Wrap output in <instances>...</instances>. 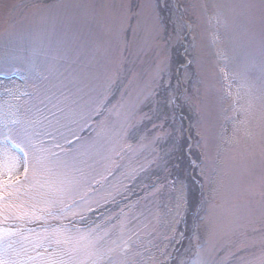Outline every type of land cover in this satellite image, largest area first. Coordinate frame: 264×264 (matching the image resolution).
Segmentation results:
<instances>
[{
  "label": "rangeland",
  "instance_id": "rangeland-1",
  "mask_svg": "<svg viewBox=\"0 0 264 264\" xmlns=\"http://www.w3.org/2000/svg\"><path fill=\"white\" fill-rule=\"evenodd\" d=\"M172 4L0 0V264H264V0Z\"/></svg>",
  "mask_w": 264,
  "mask_h": 264
},
{
  "label": "trees",
  "instance_id": "trees-1",
  "mask_svg": "<svg viewBox=\"0 0 264 264\" xmlns=\"http://www.w3.org/2000/svg\"><path fill=\"white\" fill-rule=\"evenodd\" d=\"M156 4L158 6V10H159V14H160L162 22L164 23L167 29H171L173 25L172 11L174 12L172 0H156ZM172 88H176V85H174V83L173 85H169L168 87L164 86L162 90L164 92L163 97L161 98V100H160V96L158 97V102L160 106L159 112L163 111V113L158 116V120H160L161 117L165 118L164 126L170 127L174 130L171 133L170 141L167 142L166 151L168 153L166 155V159L168 163L165 166L163 171L168 172V175L165 177V180L169 178L172 180V182H175L177 180L184 182L187 178L186 168L188 167L187 165L188 161H187V158L185 156V151H184L187 145V141L184 137L182 138V140L174 139L175 129H176V123H175L176 121L174 118L175 114L173 111V106L171 105V102L168 99L169 90ZM159 112L157 111V114H159ZM182 113L186 115L183 109H182ZM194 160L197 161V157L195 154H194ZM181 162L183 163L182 166L179 165ZM191 194H192V201L194 200V205H197L198 193L195 187H194V190L191 192ZM105 212H106V208L104 207H100L92 211L86 217L85 224L89 225L91 223H94L95 219L97 217H101L102 215H104Z\"/></svg>",
  "mask_w": 264,
  "mask_h": 264
},
{
  "label": "snow or ice",
  "instance_id": "snow-or-ice-1",
  "mask_svg": "<svg viewBox=\"0 0 264 264\" xmlns=\"http://www.w3.org/2000/svg\"><path fill=\"white\" fill-rule=\"evenodd\" d=\"M0 155H2V159H0V174H7L11 176L12 174L15 173L17 167L19 166L16 161V158L8 155L6 152ZM25 171H27L26 166H25Z\"/></svg>",
  "mask_w": 264,
  "mask_h": 264
}]
</instances>
